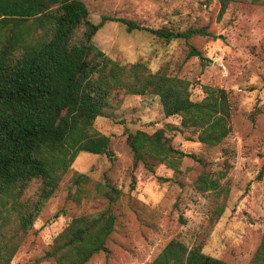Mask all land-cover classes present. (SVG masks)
<instances>
[{
	"label": "rangeland",
	"instance_id": "1",
	"mask_svg": "<svg viewBox=\"0 0 264 264\" xmlns=\"http://www.w3.org/2000/svg\"><path fill=\"white\" fill-rule=\"evenodd\" d=\"M82 1L94 23L106 15L155 29L207 27L208 35L167 42L107 21L93 43L121 64L144 62L152 72L165 69L188 81L193 100L204 97L203 85L226 89L231 132L219 145L203 144L193 130L181 127L180 117L165 116L157 95L113 92L94 122L110 137L113 157L80 152L28 231H17V218L11 217L6 226V237L16 243L11 264H57L45 257L56 237L74 218L105 210L116 216L108 250L86 264H150L172 239L228 264H251L264 236V5L237 1L221 13L219 0ZM189 44L205 59L188 57ZM157 129L185 153L171 157L176 168L135 164L127 134ZM78 173L88 175L87 183L75 184ZM203 173L217 178L220 187L199 190L196 181ZM105 183L117 189L115 200L99 189ZM38 185L26 196H34Z\"/></svg>",
	"mask_w": 264,
	"mask_h": 264
},
{
	"label": "trees",
	"instance_id": "2",
	"mask_svg": "<svg viewBox=\"0 0 264 264\" xmlns=\"http://www.w3.org/2000/svg\"><path fill=\"white\" fill-rule=\"evenodd\" d=\"M237 1L264 5V0H219L221 13ZM107 21L121 22L128 31H149L167 42L209 34L207 27L155 29L106 15L94 23L82 0H0V264H11L16 249L6 237L13 215L17 231H28L80 152L113 157L110 137L94 126L113 92L157 95L165 116L180 117L181 127L193 130L203 144L219 145L231 132L226 89L203 85L204 97L193 100L188 81L165 69L152 72L144 62L119 63L93 43ZM191 56L205 59L189 44ZM127 143L135 164L141 162L149 170L159 163L176 168L171 157L185 156L164 129L129 132ZM88 179L78 173L74 182L79 185ZM35 182L39 185L34 196H26ZM196 183L201 191L220 187L209 173L201 174ZM99 189L116 199L118 191L108 183ZM115 222L110 210L74 218L45 257L57 264H86L95 253L108 250L106 241ZM150 264L228 263L172 239ZM251 264H264V236Z\"/></svg>",
	"mask_w": 264,
	"mask_h": 264
}]
</instances>
